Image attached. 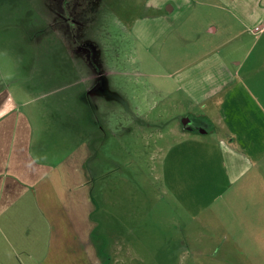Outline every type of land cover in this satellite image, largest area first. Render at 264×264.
<instances>
[{
    "label": "rangeland",
    "instance_id": "1",
    "mask_svg": "<svg viewBox=\"0 0 264 264\" xmlns=\"http://www.w3.org/2000/svg\"><path fill=\"white\" fill-rule=\"evenodd\" d=\"M84 3L76 23L69 19L71 48L60 22L70 15L68 0H0V98L9 116L23 120L18 148H27L25 137H32L35 166L27 172L28 197L35 201H23L18 212L0 218V259L12 258L8 233H18L30 221L34 249L41 251L35 257L46 256L45 264H87L90 258L93 264H251L254 260H246L249 249L230 247L232 233L222 225L232 226L234 217L222 216L215 199L228 188L220 146L230 122L224 133L220 113L207 101L191 100L168 75L174 70L167 64L173 52L179 57V48L188 46L186 39L199 42L200 35L190 27L197 21L184 18L180 32L165 46L149 49L142 42L147 35L132 27L145 14L141 0ZM231 28L235 33L241 26ZM257 38L249 37L250 43L227 60L245 63L242 75L248 79L250 73L262 75L263 81L264 40L256 42ZM239 39L232 45L238 47ZM253 82L246 83L256 92ZM250 109L251 135L244 144L264 147V131L254 125L261 127L264 119ZM188 118L194 131L185 129L183 120ZM29 128L32 131L26 134ZM77 147L90 153L84 160V177L90 185L95 182L89 194L96 207L92 232L79 237L75 236L79 217L73 216L70 204L72 198L82 201L83 193L59 190L52 197L47 185L39 184L50 170L58 172L57 164L64 158L72 160ZM255 177L264 179V166ZM49 179H54L53 171ZM36 191L49 198L50 211L58 209L63 219V236L57 237L56 221L55 230L51 225L44 229L49 231V243L53 233L61 246L54 250L37 226L40 219L34 217ZM238 236L243 237L241 248L257 244L247 232Z\"/></svg>",
    "mask_w": 264,
    "mask_h": 264
},
{
    "label": "crops",
    "instance_id": "2",
    "mask_svg": "<svg viewBox=\"0 0 264 264\" xmlns=\"http://www.w3.org/2000/svg\"><path fill=\"white\" fill-rule=\"evenodd\" d=\"M141 1V8L145 9V14H140L132 27L135 32L147 35V39L142 38V42L147 44L149 49L160 43L165 46L171 36L180 32L179 22L184 18L198 23L194 24V27H190L200 35L199 42L192 44V40L189 42L186 39L188 46L179 48L181 51L179 57L174 55L173 49L170 47L173 57L171 56L167 64H170L174 70L168 75L173 78L178 89L188 95L191 100L197 103L207 101L211 104L210 107L220 113L219 118L223 124L221 129L224 133L227 130L226 123L230 122V132L226 133V139H222L220 146L228 188L221 190L215 199L219 200V212L222 216L234 217V219H230L233 223L232 226L230 224L222 225L224 231L232 233L233 241L230 247L249 249L246 253L247 263L254 260L251 264H264V179H260V176V178L255 177L261 166H264V147L244 144L246 138L251 135V132L247 131V125L249 123V128L251 127L250 118L253 116L250 106L255 109L258 117L264 119V80L262 81V75L255 77L253 73H250V79L256 81L257 91L255 92L246 83L250 79L242 75L245 63L239 62L234 65V62L227 60L228 56L241 51L242 45L246 46L245 43H250L249 37H258L256 42L264 40V33L255 31L257 26L264 23V0ZM231 21L236 22L229 25ZM236 23L241 26V29L233 33L231 25L234 27ZM236 38H240L239 40L242 42L238 44L239 46L237 45L238 47L232 45ZM225 47L228 49L227 52L223 50ZM182 51L185 53L183 54ZM231 65L236 68H231ZM1 96L2 94H0ZM4 108L3 98H0V218L4 213L12 215L13 210L18 212L20 203L33 199V197H28L31 182L27 172H33V168L35 170L34 164H31L30 155L32 137H25L27 148H18L16 140H20L22 136L23 120L18 115L9 116ZM254 125L264 131V124H261V127L258 123ZM31 131L32 129L29 128L25 133ZM84 148L77 147L71 153L73 156L75 155L72 160H68L69 156H67L62 163L57 164L59 169L57 173L54 172L56 170H52L54 175L52 181H46V179L50 180L49 175L52 173L50 170L48 174L41 177L39 182V184L47 185L45 190L52 197L56 195L53 194L54 191L58 193L59 190L73 191L74 194L83 193L82 201H74L72 198L70 204L73 216L79 217L75 233V236L78 237L82 233L89 236L92 232L96 210L89 194L92 191L91 188L95 186V182L91 180L92 184L90 185L89 180L85 181L84 177V168H86L84 160L86 161L90 157V153H86ZM36 194L38 213L34 217L40 219L37 226L43 230L40 229L41 233H46L47 245L54 250V247L61 246L58 245L56 239L53 240V233L49 243V231L46 232L44 229L46 225L48 228L51 225L53 230L57 229V237L63 236L64 232L61 226L63 219H61L58 209L56 211L53 209V213L50 211L49 198L45 197L44 193L36 191ZM33 200L35 201V199ZM41 219L44 222L41 223ZM54 221L57 223L55 229ZM234 221H238L240 224H235ZM31 224L33 223L27 221L23 224V230L18 233L14 231L8 233L7 236L10 237L7 241L10 244L9 253L12 258L0 259V264L46 263V256L43 259L35 257V254H40L41 251L37 252L34 249L33 235L35 232L31 228ZM245 232L249 233L250 239L257 243L253 248L251 244L248 247L246 244V248H241L240 243H243L241 241L243 237L238 234ZM253 232L257 233L256 238L253 237ZM37 237L38 235H35V241ZM227 237L229 236L227 235ZM252 249H254V253H252ZM239 252L241 255H245L242 251ZM85 253L81 254L96 256L94 252ZM94 263L100 264L99 261H94ZM87 264H93L92 258L87 259Z\"/></svg>",
    "mask_w": 264,
    "mask_h": 264
},
{
    "label": "flooded vegetation",
    "instance_id": "3",
    "mask_svg": "<svg viewBox=\"0 0 264 264\" xmlns=\"http://www.w3.org/2000/svg\"><path fill=\"white\" fill-rule=\"evenodd\" d=\"M68 1L70 3L69 7L71 9V12H70V15L69 14H65V15H69L70 18L68 16H64L63 18H61L62 20L60 19V22L65 24L64 26H61V29H63V31H65V36L68 37V39L66 38L67 42H68L69 46L72 48L73 47L72 42H74V39H73L74 35L72 34V30H73L72 26H71L72 23H71V20H69V19H72L74 21V23H76L75 21L77 20L78 14H79V12L77 10L79 8H82L83 6L85 8V3H84L85 0L81 1L82 2L81 5H78L77 0H76V4L74 3L75 0H68ZM66 7H68V6H66ZM71 40H72V42H71ZM190 123H191V121H190ZM190 123H189V126L192 127V125H190Z\"/></svg>",
    "mask_w": 264,
    "mask_h": 264
},
{
    "label": "water",
    "instance_id": "4",
    "mask_svg": "<svg viewBox=\"0 0 264 264\" xmlns=\"http://www.w3.org/2000/svg\"><path fill=\"white\" fill-rule=\"evenodd\" d=\"M190 120L191 119H189V118L185 119V120H183V123L185 125V128L189 129V131H194L195 130L194 127L189 126Z\"/></svg>",
    "mask_w": 264,
    "mask_h": 264
},
{
    "label": "built area",
    "instance_id": "5",
    "mask_svg": "<svg viewBox=\"0 0 264 264\" xmlns=\"http://www.w3.org/2000/svg\"><path fill=\"white\" fill-rule=\"evenodd\" d=\"M255 31L256 32H260V33H264V26H257L256 28H255Z\"/></svg>",
    "mask_w": 264,
    "mask_h": 264
}]
</instances>
